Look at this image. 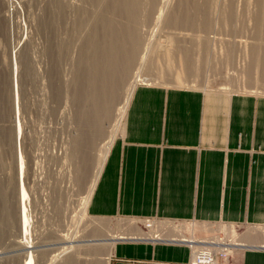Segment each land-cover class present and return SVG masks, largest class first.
<instances>
[{"label": "rangeland", "instance_id": "obj_1", "mask_svg": "<svg viewBox=\"0 0 264 264\" xmlns=\"http://www.w3.org/2000/svg\"><path fill=\"white\" fill-rule=\"evenodd\" d=\"M94 1L95 0H9V1L0 0V188L2 189L4 195H6L5 197L6 200H3L2 198V200L0 201L2 202L0 203L1 204L0 208L3 209V210L0 209V217L3 215L0 218V223L4 222L2 223L3 226L0 224V227L2 226L0 228L1 230L0 231V253H1L0 264H24L27 259V255L29 254L28 252L32 254V257L33 255H35V257H33L34 261H32L34 262V264H45L48 261L47 259H49L48 257H50V254L52 253L55 254L54 252H50L53 249L52 248L49 249L50 248L49 246L46 248L44 247L42 252L46 251L47 253L49 252L50 254L48 253L46 260L44 259V261H42L40 257H38L36 254L38 250H36L33 247L36 244H39L42 240V237L46 234L47 236L45 237L47 239V237L49 236L48 232L51 233L52 231H54L56 232L58 237H60L59 235H64V234L71 235L74 234L73 232L74 229L79 226H81L79 227L80 228L79 230H81L83 227L86 228V229L84 228L85 230H83L85 237L83 238L82 241L75 242L77 244H75L74 242L69 243L71 247L69 250L70 251L71 249L73 250L71 252H68L67 253L68 255L67 256L65 255L64 259L71 262L72 260L71 258H73L74 248H75L79 256L82 255L81 256L82 258L84 257L86 258V260L88 259L87 260L88 264L90 262H92V264H106V263L110 264L113 247L110 248V245H108L105 241H100V240L85 241V240L103 239L105 238L107 233H113V234L114 233L118 234L120 232L126 233L127 232L126 224L131 222H132V226L136 225L138 227V232L150 233L149 231L150 228L146 227L148 223L152 221H165L160 219H138V218L136 219V218H125V217H114V218L93 217L88 213L87 210L89 201L87 202L84 208V213L86 216L85 217L82 216L83 213H81L83 212L82 204H83L84 196L86 195L85 192H87L88 187L90 186L93 180V175L97 167L96 165L98 162V158L103 153L102 150H104V148L106 149V147L104 146H106L108 142H110L108 140L109 137L112 144L113 141L121 134L125 113H126L125 110V112L122 115L123 117L118 122V126L116 127H114V124L117 125L116 120L114 121V119L115 117L117 119V115L116 116L114 115L113 117L114 119L112 117H109L110 119L107 117L104 118L103 122L101 123V127H102L101 130L104 132L100 131L102 132L100 135L94 137L91 136L90 134L92 133L93 129L87 128L89 134L87 138L83 140V141L86 140L85 142L87 144L85 142H82L83 146L78 144V146L80 147L78 148V146L76 147L77 143H74V148H70L71 145L70 143L72 142L73 139L71 137L74 136V141L77 138L79 140L81 136L80 133L82 131V128L75 120V111L77 109L76 102L74 103L73 106L72 104L68 103L69 101L68 96L65 98L67 100H65L63 96L65 97V93H66L65 91H67V93L74 92L75 94L76 91L78 90V88L75 87L76 85L74 86L71 82H73L72 80L75 79L76 73L78 72L77 71L78 68L76 65L77 63L76 58L79 55L78 53H79V49L81 48L80 46L88 38V35H90L91 28L94 29V27L96 26L95 24L99 22L98 20H102L101 18H103V16L104 18H107L108 17L107 15L117 13L119 16L117 14L116 15L119 17L120 23L117 20L118 17H116L114 14H113L114 17L111 15L112 18H114L113 21L117 20L119 24L121 23L124 24L119 25L115 21L116 25L118 24V26L122 28L127 26V24L129 26L131 24L132 26H134L136 32L138 29H140V33L139 30L136 33V36H138L137 38L139 40L137 41L139 43H140L139 38H143V39L146 38V41L149 40L147 41V43L150 42L149 43L150 48L148 47L149 52L148 51H144L145 53L143 52L144 61H142L141 58H139V63L137 64V67L141 71L135 70V72L139 71L138 75H140L141 78L149 76L147 78L151 77L153 79L155 77L158 80L147 82L139 79L140 82L139 83L136 82V84L133 87V91L139 85H162V86L188 87V88H194L200 90H218V91H228V92L264 94V90L260 88H257L256 90L254 89L255 87L252 86L259 84L257 83L259 82L258 73L261 72L262 70L264 71V63L262 62L264 60V57L262 55L264 54V10H263L264 2L263 1L257 0V2H255L256 0H231V1L230 0H225V1L224 0H180V1L169 0L170 2L168 3V5L171 4L172 2L173 3L172 5L167 6L166 9L168 11L166 10V12L164 13L165 14L164 18H162L163 21L161 19V21L159 20L160 22H155L154 19V16L156 15L154 11L157 12L158 10V6L160 3L159 0H158L159 2L157 0H154L155 2L152 0L153 4L154 3L157 4L156 5L157 8L155 7V5H152V2H149L151 0L149 1L136 0L137 2L135 0H131V3L135 2V4H139L135 6L133 5L134 3L131 4L129 0H122V1L120 0V3L118 5H120L123 10L115 9L116 11L114 12L112 10L113 13L110 10L109 11L107 10V8L109 9L110 6L109 5L110 3L106 4L108 2L107 0H104L103 1L104 3L100 2L102 0H96L95 2L98 1L97 2L98 4L97 3L95 4ZM126 1H128L131 6L129 5L128 2L127 4ZM144 1L148 3H145ZM258 2H262V3H259V5L258 4L255 5ZM142 3L144 4V6H142L143 5ZM230 3L231 4L233 3L232 7ZM121 4H124V6L122 7ZM96 5H97V9H96ZM223 5L225 7H223ZM106 6L108 7L106 8ZM126 6H127V11H125ZM129 6L132 8L134 6V8H136L133 10V12L136 11V14L135 12L133 14L134 16H136L135 19L133 15L131 16L127 15L129 12L128 9H130ZM148 6H150L151 8L150 7L148 8ZM151 9H153L152 14L151 12H148L151 11ZM229 10L230 13L226 14V12ZM118 11L119 12L121 11L123 13H121L120 15ZM124 11L127 12V14H125V17L127 18L123 17L125 13ZM222 11L225 13H223ZM168 13L169 14L171 13V15H169ZM142 14L145 16H143ZM148 15L151 17L149 18ZM168 15L171 18L167 17ZM173 15L176 16L174 17ZM111 16H109L108 18H110ZM121 17H123L124 20ZM130 17L132 20L134 19L133 23ZM186 17L189 19H187ZM143 18L145 19V21ZM151 18L152 20L153 19L154 20L153 21L149 20ZM173 20L175 21V23H173L174 25L172 24ZM201 20L203 21L205 20L204 21L205 23L202 22ZM151 21L153 23L155 22L154 25L152 24ZM167 21H169L170 23L167 24ZM128 22L131 23L129 24ZM199 22L203 25H201ZM136 26L139 27L137 28ZM115 27L117 28V26ZM166 41H168V43H166ZM206 43L209 46L208 49ZM162 45L163 46L166 45L165 50H167L166 52L169 51V53L164 52L165 50ZM204 48L208 50L207 53L204 51ZM171 50L172 51L174 50L175 52L173 51L174 52L173 53ZM159 51H161V53ZM177 51L179 52L180 55L177 53ZM228 51L230 53L232 52V54L227 53ZM253 51H255L257 55L255 62L251 60V53ZM159 53L160 55L168 54L170 56L167 57L168 55H166V57L160 58L161 56L159 55L156 56V54ZM171 54H173L174 57L179 55L178 56L179 58L175 59L173 58V56H171ZM223 54L226 56H224ZM171 57L173 58L172 59L173 61L171 60ZM205 57L206 59H204ZM228 57L230 59L229 61L227 60ZM122 59L123 62L125 58ZM124 62L122 63V68H124ZM56 63L57 65H55ZM128 63H130V61ZM56 66L58 70L55 68ZM129 67H131V65ZM55 70L56 72L54 73L53 71ZM249 70L251 72L250 80H248ZM50 71H52L53 73L52 72L50 73ZM169 72H172V74ZM55 74L58 76V78L55 77L56 76ZM117 76H119L118 73ZM47 77L50 78V80L53 79L52 83L55 81H58V83L55 82L56 84L62 83V85L60 84L59 87L64 86L66 83V89L64 87L63 90V87H61L62 88L61 90H63V94H64V95L62 94L63 96H60V99L61 97L63 98L62 100L59 99L56 100L55 98L52 97L53 94L50 93L52 88L50 87V83L49 80H47L48 79ZM121 78L122 79L119 84V89L121 88L120 90L122 91L124 88L123 83L125 81L126 74L124 79L123 77ZM44 81L46 84L44 83ZM47 81L49 85L47 84ZM15 86L17 88H14ZM126 88L127 86H125V89L122 92L125 93ZM120 90L119 92H121ZM124 93L123 94L119 93V94L120 95L122 94L124 97ZM119 94L118 97L120 96ZM122 95L120 96V98L117 99L123 100ZM70 111H71V115L72 112L74 113V124L72 122V119L70 118L71 117ZM16 112L18 119L16 118L15 115ZM13 114L15 116H13ZM67 115L68 117L69 116L70 117L69 118L66 117ZM13 121L15 122L13 123ZM17 135L19 136V139ZM92 137L94 138V144L93 145L92 143L90 144L93 147L90 146V144L87 141L89 140L90 142L91 140H93ZM69 138H71L70 139L71 141L69 140ZM33 153L35 156L33 155ZM20 157L22 159H19ZM20 160L22 161L19 163L20 164L22 163L23 165L22 178L24 182L23 183L24 202L22 206L27 212L26 213L27 226L25 229L26 231L28 229V232L25 235L28 237L25 238L24 240H26L27 243L29 242L28 245H31L29 248H26L22 251L15 250L18 248L16 246L13 247V243H12L13 240L15 239V236L20 234V232L18 231L21 230V228L18 226L19 223L18 224L16 223L18 222L16 216L18 215L17 204L19 198L18 195L15 194L17 193L16 171L20 166V164L18 163V161ZM16 163L19 164L17 169L15 167ZM19 169L18 172H20ZM14 180L16 181L14 182ZM13 184L15 185L14 187H16L15 189L14 187H12ZM15 199L17 200V202H14ZM3 201L5 205L3 204ZM11 202L13 205L11 204ZM6 204L9 207L6 206ZM11 207H13L12 209L14 210H12ZM5 209L7 210L10 209V210L7 211ZM79 209L81 210L79 211ZM3 211L5 212V214ZM6 211L8 214L6 213ZM13 211L17 215L14 214ZM4 217L5 219H3ZM78 217L81 219H79ZM6 218L9 220V222ZM78 221L83 223L81 224ZM99 222L102 224L104 223L103 224L104 226L99 225ZM167 223H171L176 226H184V229L186 230H189L191 228V225L194 224L192 222H172V221ZM13 224L14 225L17 224V225L14 226ZM86 224H88L89 226H87ZM132 226L131 228H133ZM218 226H221V224ZM226 226L229 225H224L225 229L227 228L235 229V231L232 233L230 232H226V233L234 237L236 236L237 239L239 238L238 235L242 234V231H244L248 227H252L246 225H238V226L234 225L230 227H226ZM221 228L223 227L221 226L220 229ZM62 229H64V231ZM110 230L113 232H111ZM54 232H52L53 235ZM28 233L30 234V236ZM175 234L177 233H174V235ZM179 234L181 235V233H178L177 237L175 236L174 239L181 240V237H178ZM182 234H184V236L187 237L186 234H189V232L187 231L182 232ZM195 234L199 236L205 233L202 234L195 233ZM145 236L146 235H144V237ZM138 237L141 236L139 235ZM237 239L234 240V242L241 243V240L238 239L237 241ZM24 240L21 241L23 242ZM52 241L56 242L57 240L56 241L52 240ZM73 244H75L76 246L74 247ZM45 249H49V250H45ZM234 250L232 251V253L234 252ZM69 256H70V260L67 258ZM67 261L64 264H67L68 263ZM72 261H74V263L72 262V264H76V263L85 264V262L82 263V261L75 263L74 258ZM63 262L64 260L62 262L60 260L59 262L58 259L57 261H54L52 264H61V263L63 264Z\"/></svg>", "mask_w": 264, "mask_h": 264}, {"label": "crops", "instance_id": "obj_2", "mask_svg": "<svg viewBox=\"0 0 264 264\" xmlns=\"http://www.w3.org/2000/svg\"><path fill=\"white\" fill-rule=\"evenodd\" d=\"M87 210L192 222L182 232L194 234L252 226L228 264H264V94L137 86ZM146 227L157 237L119 239L110 264H190L191 248L172 228Z\"/></svg>", "mask_w": 264, "mask_h": 264}, {"label": "bare ground", "instance_id": "obj_3", "mask_svg": "<svg viewBox=\"0 0 264 264\" xmlns=\"http://www.w3.org/2000/svg\"><path fill=\"white\" fill-rule=\"evenodd\" d=\"M9 1V0H8ZM96 1V0H95ZM94 1V3L96 4L97 2H95ZM104 0H102V1H100L101 3L103 2ZM108 1V2H107ZM105 3L106 4H108V3H110L109 5V9L107 8L108 6H106V8H107V10L109 11H111L112 12V10H113V12L114 11H116V10H120V9H122L121 8V6L120 5H118L119 3H120V0H107ZM110 1V2H109ZM122 1V0H121ZM130 1V3H131V0H129ZM136 1V0H135ZM149 1V0H148ZM154 1V0H153ZM158 1V0H157ZM160 1V3H159V6H158V10H157V12H155L154 11V13L156 14L155 16H154V19H155V22H160L161 21V19L162 18H164V13L166 12V8H167V6H169V5H172V3L171 4H169L168 5V3L170 2L169 0H159ZM158 1V2H159ZM178 1V0H177ZM180 1V0H179ZM225 1V0H224ZM231 1V0H230ZM259 1V0H258ZM261 1H263L264 2V0H261ZM125 2V1H124ZM128 1H126V3H127ZM133 2V1H132ZM137 2V1H136ZM145 2V1H144ZM143 2V3H144ZM149 2H152V0L151 1H149ZM155 2V1H154ZM248 2V1H247ZM246 2V3H247ZM255 2H257V0L255 1ZM100 3V4H101ZM104 3V2H103ZM123 3V2H122ZM129 3V2H128ZM127 3V4H128ZM130 3H129V5H130ZM134 3V4H133ZM133 3H131V4H133L134 6L135 5H139V4H135V2H133ZM142 3V4H143ZM145 3H148V2H145ZM203 3V2H202ZM259 3H262V2H258V3H256L255 5H259ZM98 4V3H97ZM125 4V3H124ZM124 4H121L122 5V7L124 6ZM149 4H151V3H149ZM226 4V3H225ZM231 4V3H230ZM233 4V3H232ZM232 4H231V7H232ZM235 4V3H234ZM250 4V3H249ZM253 4V3H252ZM126 5V4H125ZM152 5H155V7H156V5L157 4H153V2H152ZM221 5H222V3H221ZM261 5V4H260ZM263 5V4H262ZM93 6V5H92ZM128 6V5H127ZM127 6H126V10L125 11H127ZM131 6V5H130ZM129 6V7H130ZM134 6H133V8L132 7H130V9H128V14H127V12H125L124 13V16L123 17H125V14H127V15H129V16H131V15H133L134 14V12H135V14H136V11H134L133 12V10L134 9H136V8H134ZM141 6V5H140ZM142 6H144V4L142 5ZM237 6H239V5H237ZM11 7V6H10ZM95 7V6H94ZM128 7V8H129ZM139 7V6H138ZM137 7V8H138ZM150 6H148V8H149ZM154 7V8H155ZM223 7H225L224 5H223ZM228 7V6H227ZM104 8V7H103ZM106 8H105V10H106ZM125 8V7H124ZM144 8V7H143ZM142 8V9H143ZM146 8H147V6H146ZM145 8V9H146ZM151 8V7H150ZM157 8V7H156ZM234 8V7H233ZM237 8H239V7H237ZM248 8V7H247ZM258 8V7H257ZM263 8V7H262ZM96 9H97V5H96ZM98 9H99V7H98ZM100 9H102V8H100ZM116 9V10H115ZM139 9V8H138ZM236 9V8H235ZM104 10V11H105ZM123 10V9H122ZM140 10V9H139ZM147 10V9H146ZM150 10V9H149ZM153 9H151V11H148V12H151V14H152V11ZM264 10V9H263ZM5 11V10H4ZM99 11V10H98ZM142 11V10H141ZM168 11V10H167ZM171 11V10H170ZM236 11V10H235ZM242 11V10H241ZM96 12V11H95ZM100 12H101V10H100ZM112 12V13H113ZM119 12V11H118ZM140 12V11H139ZM148 12H147V14H148ZM211 12V11H210ZM223 12V11H222ZM97 13V12H96ZM102 13H103V11H102ZM110 13V12H109ZM121 13H123V12H119V14L121 15ZM145 13V12H144ZM153 13V14H154ZM173 13V12H172ZM223 13H225V12H223ZM228 13H230V10L229 11H227L226 12V14H228ZM8 14V13H7ZM101 14V13H100ZM114 14V13H113ZM113 14H111L112 16H113ZM117 14V13H116ZM116 14H114L116 17H118ZM141 14V13H140ZM139 14V15H140ZM146 14V13H145ZM169 14V13H168ZM232 14V13H231ZM111 15H107L108 17L109 16H111ZM143 15V14H142ZM150 15V14H149ZM148 15V17L150 18L151 16H149ZM167 15V14H166ZM169 15H171V13L169 14ZM167 16V17H169V18H171L170 16ZM220 15V14H219ZM221 15H223V14H221ZM102 16V15H101ZM100 16V17H101ZM106 16V17H107ZM112 16L110 17V18H112ZM141 16V15H140ZM143 16H145V15H143ZM174 16V15H173ZM176 16V15H175ZM174 16V17H175ZM231 16V15H230ZM229 16V17H230ZM236 16V15H235ZM246 16V15H245ZM104 18V16H103V18H101L102 20H98L99 22H97V24H95L94 26V29L93 28H91V31H90V35H88V38L85 40V42L80 46L81 48L79 49V55H78V57L76 58L77 60V63H76V65H77V68H78V74L76 73V77H75V79H73L72 81L73 82H75V83H73V82H71L76 88H78V90L76 91V93L74 94V92H72V93H67V91H65L66 93H65V97L63 96L64 94H63V90H64V87H65V89H66V83H65V85L64 86H61V87H63V90H61L62 88L61 87H59V85L61 84L62 85V83H59V84H56V83H58V81H55V82H53L52 83V81H53V79L52 80H50V78H48L47 80H49V83H50V87L52 88V90H51V92H50V90H49V92L50 93H52L53 94V98H55L56 100L57 99H59V100H62L63 98L65 99L67 96H68V103H70V104H72L73 106H74V103L76 102V106H77V109H76V111H75V120H76V122L81 126V128H82V131H81V136H80V138H79V140H78V138L77 139H75V141H74V134L72 135L73 137H71V138H73L72 139V142L70 143L71 145H70V148H74V143H77V145H76V147L78 146V144L79 145H82L83 143L82 142H85V141H83L84 139H86L87 138V136H88V134H89V131H87L88 129L87 128H92L93 130H92V133L90 134L91 136H97V135H100L102 132H104V131H102L101 129H102V127H101V123L103 122V120H104V118H109V117H114V115L116 116L117 115V119H116V117H115V119H114V121L116 120V124L117 125H115L114 124V127H116V126H118V122L121 120V118L123 117L122 115H123V113L125 112V110H126V108H127V106H128V103H129V99L131 98V93H132V91H133V87H134V85L136 84V82H140V80H144V81H147V82H151V81H155V80H158L157 78H147V77H149V76H147V77H144V78H141L140 77V75H138V72L139 71H141V70H139V68L137 67V64L139 63V58H141V60L142 61H144V59H143V52L144 51H148L149 52V50H148V47H149V43L150 42H148L147 43V41H149V40H147L146 41V38L145 39H143V38H139L140 39V43L138 42L139 40H138V36H136V33L138 32V30H139V33H140V29H138L137 30V32H136V30L134 29V26H132L129 22V24H130V26L127 24V26H125V27H122V28H120L119 26H118V24L120 23V21H119V17H118V21H119V23L117 22V20H115L118 24L116 25V23H115V21H113V19L114 18H112V19H110V18ZM114 17V16H113ZM123 17H121V18H123ZM133 17H134V19H135V17L136 16H134L133 15ZM132 17V18H133ZM148 17H147V19H148ZM166 17V16H165ZM179 17V16H178ZM183 17V16H182ZM212 17V16H211ZM225 17V16H224ZM125 18H127V17H125ZM129 18V17H128ZM153 18V17H152ZM152 18L151 19H149V20H152ZM173 18V17H172ZM180 18V17H179ZM185 18V17H184ZM187 18V17H186ZM235 18V17H234ZM116 19V18H115ZM130 19H131V17H130ZM133 19V20H134ZM140 19H142V18H140ZM144 19V18H143ZM153 19V20H154ZM166 19V18H165ZM187 19H189V18H187ZM223 19V18H222ZM226 19H228V18H226ZM123 20H124V18H123ZM129 20V19H128ZM132 20V19H131ZM130 20V21H131ZM133 20H132V23H133ZM139 20V19H138ZM152 20V21H153ZM160 20V21H159ZM171 20V19H170ZM169 20V21H170ZM182 20V19H181ZM200 20V19H199ZM144 21H145V19H144ZM151 21V22H152ZM162 21H163V19H162ZM169 21H167V24L168 23H170ZM188 21V20H187ZM202 22H204L203 20H201ZM212 21V20H211ZM122 22V21H121ZM124 22V21H123ZM136 22H138V21H136ZM136 22H134V23H136ZM140 22H141V20H140ZM154 22V23H155ZM166 22V21H165ZM181 22V21H180ZM183 22V21H182ZM185 22H186V20H185ZM190 22V21H189ZM220 22V21H219ZM227 22H228V20H227ZM95 23V22H94ZM154 23L152 22V24L154 25ZM163 23V22H162ZM162 23H160V24H162ZM173 23H175V21L173 20V22H172V24ZM177 23H178V21H177ZM176 23V24H177ZM200 23V22H199ZM205 23V22H204ZM11 24V23H10ZM124 24V23H123ZM122 23L121 24H119V25H123ZM147 24H148V22H147ZM151 24V23H150ZM151 24V25H152ZM156 24H158V23H156ZM159 24V25H160ZM166 24V25H167ZM175 24V25H176ZM184 24V23H183ZM182 24V25H183ZM201 24V23H200ZM209 24V23H208ZM92 25H93V23H92ZM136 25V24H135ZM142 25V24H141ZM146 25V24H145ZM174 25V24H173ZM178 25V24H177ZM185 25V24H184ZM201 25H203V24H201ZM115 26H117V28L115 27ZM140 26V25H139ZM139 26H136L137 28L139 27ZM156 26V25H155ZM170 26V25H169ZM206 26V25H205ZM209 26V25H208ZM215 26V25H214ZM11 27V26H10ZM119 27V28H118ZM135 27V28H136ZM141 27V26H140ZM143 27V26H142ZM159 27H161V26H159ZM158 27V28H159ZM165 27V26H164ZM202 27H204V26H202ZM207 27V26H206ZM205 27V28H206ZM210 27V26H209ZM172 28V27H171ZM208 28V27H207ZM173 29V28H172ZM144 30V29H143ZM150 31V30H149ZM177 32V31H176ZM12 33V32H11ZM138 33V34H139ZM181 33V32H180ZM144 34V33H143ZM176 34V33H175ZM13 35V34H12ZM142 35V34H141ZM146 35V34H145ZM140 36V35H139ZM178 36V35H177ZM151 39V38H150ZM13 40V39H12ZM138 40V41H137ZM165 40V39H164ZM167 40V39H166ZM151 41V40H150ZM169 41H170V39H169ZM163 42H165V41H163ZM166 43H168V41H166ZM171 43H174V42H171ZM207 44V43H206ZM164 45V44H163ZM162 45V46H163ZM173 45V44H172ZM179 45V44H178ZM210 45V44H209ZM11 46H13V45H11ZM137 46H138V48H137ZM161 46V45H160ZM166 46V45H165ZM165 46H163L164 47V50H165ZM169 46H170V43H169ZM177 46V45H176ZM175 46V47H176ZM204 47H205V45H204ZM208 44H207V49H208ZM12 48V47H11ZM14 48V47H13ZM150 48V47H149ZM170 48V47H169ZM173 48H174V46H173ZM168 49V48H167ZM171 49V48H170ZM180 49V48H179ZM176 50H177V48H176ZM211 50V49H210ZM162 51H163V49H162ZM167 50H165L164 52H166ZM172 51V50H171ZM170 51V52H171ZM174 51V50H173ZM172 51V52H173ZM204 51L207 53V51L208 50H206L205 48H204ZM212 51V50H211ZM12 52V51H11ZM78 52V51H77ZM147 52V53H148ZM160 53H161V51H159ZM175 52V51H174ZM173 52V53H174ZM137 53V54H136ZM145 53V52H144ZM158 53V52H157ZM160 53L159 54H156V56L157 55H159V56H161L160 58H164V57H166V55H168V54H166V55H164V54H162V55H160ZM163 53V52H162ZM166 53H169V51L168 52H166ZM177 53L179 54V52L177 51ZM176 53V54H177ZM209 53V52H208ZM213 53V52H212ZM227 53H230L229 51L227 52ZM13 54V53H12ZM139 54V55H138ZM222 54V53H221ZM230 54H232V52L230 53ZM14 55V54H13ZM146 55V54H145ZM149 55V54H148ZM164 55V56H163ZM180 55V54H179ZM178 55V56H179ZM206 55H208V54H206ZM224 55V54H223ZM263 55V57H264V54H262ZM163 56V57H162ZM170 55H168L167 57H169ZM171 56H173V54H171ZM178 56H173V58H179ZM224 56H226V55H224ZM146 57V56H145ZM223 57V56H222ZM122 58H125V62H124V68H122ZM172 57H171V60L173 59ZM226 58V57H225ZM256 58H257V55H256V53H255V51H253L252 53H251V60L253 61V62H255V60H256ZM204 59H206V57L204 58ZM215 59V58H214ZM221 59V58H220ZM16 60V59H15ZM134 60H135V62H134ZM159 60V59H158ZM163 60V59H162ZM227 60L229 61L230 59H229V57L227 58ZM130 61V63H128ZM173 61V60H172ZM177 61H178V59H177ZM132 62V63H131ZM263 63H264V60L262 61ZM141 63V62H140ZM143 63V62H142ZM145 63V62H144ZM150 63V62H149ZM175 63V62H174ZM178 63V62H177ZM12 64V63H11ZM154 64V63H153ZM55 65H57V63L55 64ZM131 65V67H129ZM152 65V64H151ZM141 66V65H140ZM153 66V65H152ZM54 67V66H53ZM151 67V66H150ZM21 68V67H20ZM56 69H57V66L55 67ZM130 68V69H129ZM157 68V67H156ZM155 68V69H156ZM15 70V69H14ZM53 70V69H52ZM58 70V69H57ZM61 70V69H60ZM135 70H139L138 72L136 71L135 72ZM169 70V69H168ZM170 71V70H169ZM52 71H50V73H51ZM54 73L56 72V70L55 71H53ZM52 72V73H53ZM59 72V71H58ZM168 72V71H167ZM173 72V71H172ZM172 72H169V73H171L172 74ZM117 73H118V75L119 76H117ZM141 73V72H140ZM258 73V72H257ZM47 74V73H46ZM58 74V73H57ZM125 74H126V78H125ZM13 75H14V73H13ZM56 75V74H55ZM61 75V74H60ZM64 75V74H63ZM142 75H143V73H142ZM148 75V74H147ZM16 76V75H15ZM48 76H50V75H48ZM75 76V75H74ZM144 76H145V74H144ZM19 77V76H18ZM55 77H57L58 78V76L56 75ZM121 77H123V79L125 78V81H124V88H123V90L125 89V86H127V88H126V91H125V93L124 92H122L120 89H119V84H120V81H121ZM140 77V78H139ZM143 77V76H142ZM51 78H54V77H51ZM59 78H60V76H59ZM120 78V79H119ZM250 78H251V72H250V70H249V72H248V80H250ZM56 79V78H55ZM54 79V80H55ZM140 79V80H139ZM258 79H259V82H257V83H259L258 85H252L253 87H255L254 89H256L257 90V88H260V89H262V90H264V71L262 70L261 72H259L258 73ZM14 80H15V78H14ZM21 80V79H20ZM34 80V79H33ZM37 80V79H36ZM58 80V79H57ZM139 80V81H138ZM61 81V80H60ZM67 81V80H66ZM12 82V81H11ZM65 82V81H64ZM63 82V83H64ZM83 82V83H82ZM123 82V81H122ZM121 82V83H122ZM30 83V82H29ZM41 83V82H40ZM44 83H45V81H44ZM20 84V83H19ZM46 84V83H45ZM47 84H48V81H47ZM71 84V85H72ZM49 85V84H48ZM58 85V86H57ZM72 85V86H73ZM39 86V85H38ZM43 86V85H42ZM49 87V86H48ZM14 88H17L16 86L14 87ZM75 88V89H76ZM40 89V88H39ZM48 89H50V88H48ZM252 89V88H251ZM45 90V89H44ZM119 90L121 91V92H119ZM251 91V90H250ZM253 91V90H252ZM260 91V90H259ZM43 92V91H42ZM124 93V97H123V95H122V98H123V100L121 99V100H119V99H117V98H120V94L119 93ZM14 94V93H13ZM51 94V95H52ZM63 94V95H62ZM118 94L120 95L119 97H118ZM15 95V94H14ZM42 96V95H41ZM60 96H63V98L61 97V99H60ZM54 99V100H55ZM14 100V99H13ZM58 100V101H59ZM65 100H67V99H65ZM75 100V101H74ZM117 100H119V101H117ZM62 102V101H61ZM58 103V102H57ZM67 104V103H66ZM63 105H64V103H63ZM44 106H45V104H44ZM14 108V107H13ZM16 108V107H15ZM51 108V107H50ZM57 109V108H56ZM55 109V110H56ZM66 109V108H65ZM46 110V109H45ZM15 111H16V109H15ZM61 112V111H60ZM17 114V112L15 113V115ZM59 114V113H58ZM14 114H13V116H15ZM70 115H71V111H70ZM4 116V115H3ZM61 116V115H60ZM66 117H68V115L66 116ZM70 117V116H69ZM68 117V118H69ZM15 118V117H14ZM13 118V119H14ZM16 118H17V115H16ZM71 119H72V122H73V124H74V113L72 112V115H71V117H70ZM18 119V118H17ZM55 119V118H54ZM110 119V118H109ZM15 120V119H14ZM52 120V119H51ZM113 121V120H112ZM15 121H13V123H14ZM57 122V121H56ZM69 122V121H68ZM54 123H55V121H54ZM60 123V122H59ZM58 123V124H59ZM67 123V122H66ZM65 123V124H66ZM85 123V124H84ZM12 125V124H11ZM113 126V125H112ZM17 127V126H16ZM20 127V126H19ZM66 127V126H65ZM113 127V128H114ZM80 128V129H81ZM66 129V128H65ZM69 129V128H68ZM67 129V130H68ZM86 129V130H85ZM111 129V128H110ZM15 130V129H14ZM21 130H22V128H21ZM66 130V131H67ZM73 130H74V128H73ZM72 130V131H73ZM117 130V129H116ZM19 131V130H18ZM100 131H102V132H100ZM74 132V131H73ZM30 133V132H29ZM18 134V133H17ZM26 134H27V132H26ZM69 134H71V133H69ZM112 134V133H111ZM19 135V134H18ZM17 135V136H18ZM89 135V136H90ZM31 136V135H30ZM67 136V135H66ZM71 136V135H70ZM90 136V137H91ZM89 137V138H90ZM92 137V139L93 140H91L90 142H89V140H87L88 141V143L90 144V143H92V145L94 144V138ZM21 138V137H20ZM71 138H69V140L71 139ZM17 139V138H16ZM18 139H19V136H18ZM98 139V138H97ZM102 139V138H101ZM100 139V140H101ZM112 139V138H111ZM68 140V139H67ZM106 140V139H105ZM110 142H108V144L106 145V146H104V147H106V149L104 148V150H102L103 151V153L101 154V156L98 158V162H97V167H96V169H95V173H94V175H93V180H92V182H91V184H90V186L88 187V190H87V192H85L86 193V195L84 196V200H83V204H82V206H83V208H82V210H83V212H81V213H83V215L82 216H86L85 215V213H84V208H85V206H86V204H87V202L89 201V199H90V197H91V195H92V192H93V189H94V186H95V184H96V181H97V179H98V177H99V174H100V172H101V169H102V167H103V164H104V162H105V159H106V157H107V154H108V150H109V148H110V146H111V140H110V137H109V139H108ZM29 141V140H28ZM33 141V140H32ZM71 141V140H70ZM104 141V140H103ZM11 142V141H10ZM24 142H25V140H24ZM107 142H105V143H107ZM19 143V142H18ZM86 143V142H85ZM87 144V143H86ZM18 145V144H17ZM67 145H69V144H67ZM91 144H90V146H92ZM83 146V145H82ZM87 146V145H86ZM85 146V147H86ZM75 147V148H76ZM93 147V146H92ZM98 147V146H97ZM18 148V147H17ZM78 148H80L79 146H78ZM82 148V147H81ZM88 148V147H87ZM90 148V147H89ZM19 149V148H18ZM17 149V150H18ZM20 153H22V152H20ZM18 154V153H17ZM16 154V155H17ZM65 154H67V153H65ZM20 155V154H19ZM33 155H34V153H33ZM35 156V155H34ZM17 157H19V156H17ZM21 157H22V154H21ZM19 158V159H22V158ZM86 159H87V157H86ZM85 159V160H86ZM22 160H20V161H18V163L19 162H21ZM34 161V160H33ZM18 163H16V169H17V167L19 166V164ZM36 165V164H35ZM34 165V166H35ZM39 165V164H38ZM23 167V165H22V163L20 164V166L18 167V169H19V171L20 172H18V169H17V193H15L16 195H18V211H17V214L13 211V213L14 214H16L15 216L17 217H15L16 219H18V222H16L17 224L19 223V227L21 228V230L20 231H18V232H20V234L19 235H16L15 236V239L13 240V247L14 246H16L18 249H15V250H18V251H22V250H24V249H26V248H29L31 245H28V243L26 242V240H24L25 238H27L28 236H25L26 235V233L28 232V229H27V231H26V223H27V217H26V211H25V209H24V207L22 206L23 205V202H24V196H23V178H22V173H23V171H22V168ZM95 167V166H94ZM39 168H40V166H39ZM38 169V168H37ZM39 170V169H38ZM38 170H37V172H38ZM25 171V170H24ZM13 172V171H12ZM19 173V174H18ZM40 174V173H39ZM19 175V176H18ZM35 175V174H34ZM32 176V175H31ZM33 177V176H32ZM31 177V178H32ZM2 178V177H1ZM35 178V177H34ZM33 178V179H34ZM10 180V179H9ZM16 180H14V182H15ZM5 182V181H4ZM13 182V183H14ZM32 183V182H31ZM15 185L13 184V186L12 187H14ZM16 187H14V189L16 188ZM3 188V187H2ZM9 188V187H8ZM4 189V188H3ZM8 190V189H7ZM14 191V190H13ZM72 191V190H71ZM12 192V191H11ZM7 193V192H6ZM5 193V194H6ZM79 193H81V192H79ZM14 195V194H13ZM12 195V196H13ZM6 195H4V193H3V191H2V189L0 188V201L2 200V198H3V200H6ZM9 197V196H8ZM17 198V197H16ZM13 199V198H12ZM73 199V198H72ZM14 200V199H13ZM9 201V200H8ZM14 202H17V200L15 199V201ZM0 203H2V202H0ZM3 204H4V201H3ZM11 204H12V202H11ZM1 205V204H0ZM5 205V204H4ZM13 205V204H12ZM14 205H15V203H14ZM80 205H81V203H80ZM79 205V206H80ZM6 206H8L7 204H6ZM5 206V207H6ZM69 206V205H68ZM9 207V206H8ZM78 207V206H77ZM3 208H4V206H3ZM7 208V207H6ZM13 207H11V209H12ZM15 208V207H14ZM71 208V207H70ZM0 209H2V208H0ZM3 210V209H2ZM5 210H7V209H5ZM8 210H10V209H8ZM7 210V211H8ZM12 210H14V209H12ZM68 210V209H67ZM75 210V209H74ZM81 209H79V211H80ZM7 211H6V213H7ZM72 211V210H71ZM70 211V212H71ZM2 212V211H1ZM4 212V211H3ZM10 212V211H9ZM61 213V212H60ZM3 214V213H2ZM4 214H5V212H4ZM8 214V213H7ZM63 214V213H62ZM71 214V213H70ZM75 215H76V213H75ZM3 216V215H2ZM1 216V217H2ZM8 216V215H7ZM7 216H5V217H7ZM10 216V215H9ZM0 217V218H1ZM5 217L3 218V219H5ZM73 217V216H72ZM79 217H81V216H79ZM78 217V218H79ZM84 217H82V218H84ZM10 218V217H9ZM13 218V217H12ZM7 219V218H6ZM79 219H81V218H79ZM79 219H77V220H79ZM8 220V219H7ZM12 220V219H11ZM13 220H15V219H13ZM2 221V220H1ZM3 221H6V220H3ZM61 221V220H60ZM82 221V220H81ZM8 222H9V220H8ZM13 222V221H12ZM79 222V221H78ZM77 222V223H78ZM83 222H84V220H83ZM82 222V223H83ZM101 222V221H100ZM99 222V225H102V226H104L102 223H100ZM2 223H4V222H2ZM2 223H0L1 225H2ZM14 223V222H13ZM77 223H76V225H77ZM79 223H81V222H79ZM78 223V224H79ZM81 223V224H82ZM10 224V223H9ZM8 224V225H9ZM16 224V225H17ZM50 224V223H49ZM95 224V223H94ZM105 224H106V222H105ZM14 225V224H13ZM16 225H14V226H16ZM62 225V224H61ZM87 226H89L88 224H86ZM85 225V226H86ZM134 225V224H133ZM160 226V227H164V228H168V227H170V228H172L174 231H173V234L174 233H176L177 232V234L178 233H181V235L179 236L178 235V237H181V239H182V241H185V240H187V238L184 236V234H182V229H184L182 226H175V225H171V224H164V223H155V222H150V223H148L146 226H148V227H153V226ZM178 225V224H177ZM3 226V225H2ZM1 226V227H2ZM17 226V227H18ZM79 226V225H78ZM86 226V227H87ZM94 226V225H93ZM130 226H132V222L131 223H127L126 224V227L128 228L126 231V233L125 232H120V233H107V235L105 236V238H103V239H86L85 241H94V240H100V241H105L108 245H110V248L111 247H113L114 246V244H115V240H118V239H123V238H132V237H138L139 235L140 236H144V234H143V232H138V230H137V232L136 233H134V232H132L131 230H130ZM0 227V228H1ZM79 227H81V226H79ZM79 227H77V228H75L74 229V234H71V235H68V234H64V235H59L60 237H58V235L56 234V232H54V231H52V232H54V235L52 234V232L50 233V232H48V237H47V239H46V237L45 236H47V234L46 235H44L43 237H42V240H41V242L39 243V244H36L33 248H35L36 250H38L37 252H36V254H37V256L38 257H40V259L42 260V261H44V259L46 260V258H47V256H48V253L46 252V251H44V252H42V250L44 249V247L46 248V247H50L49 249H53L52 251H50V252H54L55 254H50V257H48L49 259H47L48 261L45 263V264H52L54 261H57L58 259H59V262H60V260H61V262L64 260V262H63V264L67 261L66 259H64V257H65V255L67 256L68 254V252H71L73 249H71V251L69 250L71 247H70V245H69V243H72V242H80V241H82L83 240V238L85 237V234L83 233L84 231L83 230H85L86 228L85 227H83L81 230H79L80 228ZM98 227V226H97ZM14 228H16V227H14ZM73 228V227H72ZM72 228H71V230H72ZM85 228V229H84ZM254 228V227H253ZM169 229V228H168ZM172 229H170V230H172ZM255 229V228H254ZM15 230H17V229H15ZM34 230V229H33ZM63 231H64V229H62ZM214 230H216V229H214ZM213 230V231H214ZM255 230H257V229H255ZM264 230V229H263ZM262 230V231H263ZM1 231V230H0ZM22 231V232H21ZM81 231V232H80ZM111 231V230H110ZM122 231V230H121ZM216 231H224V232H230V233H232V232H234L235 231V229H233V228H231V229H223V228H221V229H217ZM247 231V230H246ZM258 231V230H257ZM257 231H256V233H257ZM260 231H261V229H260ZM30 232V231H29ZM35 232V231H34ZM42 232V231H41ZM47 232V231H46ZM68 232V231H67ZM111 232H113V231H111ZM114 232H115V230H114ZM119 232V231H118ZM252 232H254V231H252ZM9 233V232H8ZM7 233V234H8ZM15 233H17V232H15ZM50 233V234H49ZM247 233V232H246ZM255 233V232H254ZM259 233V232H258ZM263 233V232H262ZM29 234V233H28ZM27 234V235H28ZM59 234H60V232H59ZM82 234H84V235H82ZM173 234H171L172 236H173ZM177 234H176V237H177ZM194 233H189V236L190 237H192V235H193ZM240 234V233H239ZM245 234V233H244ZM264 234V233H263ZM42 235V234H41ZM157 235L158 234H155V232H150V233H148V235H146V236H149V237H152V238H156L157 237ZM8 236H10V235H8ZM21 236H23V237H21ZM29 236H30V234H29ZM88 236V235H87ZM190 237H188V238H190ZM238 237L241 239V236L240 235H238ZM238 238V239H239ZM253 238V237H252ZM24 240L23 242L21 241V240ZM158 239H160V238H158ZM231 240H230V244L232 245V246H230L229 248H228V250L232 253V251L236 248V247H238L239 245H240V243H236V242H234V240H236L237 239V237L235 236H232L231 238H230ZM238 239H237V241H238ZM52 240H57L56 242H53ZM188 240H190V239H188ZM195 240L196 241H194V243L192 244V247L193 248H195V247H197V245H196V242H198L197 240H203V238H195ZM8 241H9V238H8ZM30 241V240H29ZM33 241H35V240H33ZM254 242V241H253ZM256 242V241H255ZM258 242V241H257ZM90 243V242H89ZM25 244V245H24ZM35 244V243H34ZM33 244V245H34ZM75 244H77V243H75ZM75 244H73L74 245V247L76 246ZM32 245V246H33ZM94 245V244H93ZM189 245V244H188ZM78 246V245H77ZM80 246V245H79ZM84 246V245H83ZM86 246V245H85ZM89 246V245H88ZM32 248V247H31ZM84 248V247H83ZM49 249H45V250H49ZM35 250V251H36ZM41 250V251H40ZM69 250V251H68ZM40 251V252H39ZM11 252V251H10ZM13 252H14V250H13ZM28 252V251H27ZM26 252V253H27ZM29 253V254H28ZM27 254V259H26V261H25V263L24 264H34V262H32V261H34L33 259V257H35V255H33V257H32V254L30 253V252H28ZM57 253V254H56ZM73 253V252H72ZM84 254V253H83ZM0 255H1V253H0ZM89 255V254H88ZM87 255V256H88ZM37 256H36V258H37ZM82 256V255H81ZM81 256H79V254H78V252L76 251V249L74 248V255H73V258L75 259V263L76 262H79V261H82V263H84L85 262V264H88L87 262V260H86V258H82ZM85 256V255H84ZM72 257V256H71ZM106 257V256H105ZM108 257H109V255H108ZM69 260H70V256L69 257H67ZM73 258H71L72 260H73ZM82 258V259H81ZM89 258V257H88ZM106 259V258H105ZM36 260V259H35ZM71 260V262L70 261H67L68 263L67 264H72V262L74 263V261H72ZM108 260V259H107ZM62 264V263H61ZM77 264V263H76ZM89 264H92V262H90ZM106 264H108V263H106Z\"/></svg>", "mask_w": 264, "mask_h": 264}, {"label": "built area", "instance_id": "obj_4", "mask_svg": "<svg viewBox=\"0 0 264 264\" xmlns=\"http://www.w3.org/2000/svg\"><path fill=\"white\" fill-rule=\"evenodd\" d=\"M187 240L179 241L189 244L192 257L190 264H228L230 255L232 254L228 248L230 244V234L224 231H211L200 236L203 240H197V247L193 248L195 238H200L193 234L192 237L186 234ZM190 237V238H188ZM190 239V240H188Z\"/></svg>", "mask_w": 264, "mask_h": 264}]
</instances>
